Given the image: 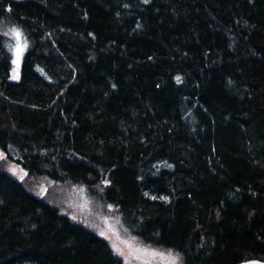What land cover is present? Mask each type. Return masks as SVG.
I'll return each mask as SVG.
<instances>
[{"label":"trees","instance_id":"16d2710c","mask_svg":"<svg viewBox=\"0 0 264 264\" xmlns=\"http://www.w3.org/2000/svg\"><path fill=\"white\" fill-rule=\"evenodd\" d=\"M5 23L28 48L19 79L0 54L2 160L183 264L264 261V0H0ZM0 264L124 262L0 168Z\"/></svg>","mask_w":264,"mask_h":264},{"label":"rangeland","instance_id":"374dc122","mask_svg":"<svg viewBox=\"0 0 264 264\" xmlns=\"http://www.w3.org/2000/svg\"><path fill=\"white\" fill-rule=\"evenodd\" d=\"M10 28V25L5 23L0 26V31L4 33ZM0 168L22 180L28 190L58 207L73 221L103 236L114 253L122 258L124 264H171L172 257L177 254L172 250L154 248L142 243L122 226L114 206L97 202L96 198L80 184L58 183L42 176L29 179L21 166L7 163L4 159L2 160L1 155ZM178 264H183L181 257Z\"/></svg>","mask_w":264,"mask_h":264},{"label":"snow or ice","instance_id":"6c2138e0","mask_svg":"<svg viewBox=\"0 0 264 264\" xmlns=\"http://www.w3.org/2000/svg\"><path fill=\"white\" fill-rule=\"evenodd\" d=\"M2 35L6 38L4 42V48L0 49V54L4 55V58L7 59V55L4 53V50H7V53H11L12 59L11 63L15 67L13 68V75L12 79H19L18 75V68L21 59L23 58L24 52L28 48L27 40L22 32V30L18 27H11L8 29V31L2 33ZM14 41V43H13ZM180 78L177 77V80ZM22 179V177H21ZM107 183V182H105ZM155 199V197H153ZM162 199H166L163 198ZM103 235V233H101ZM116 247L115 245L113 246ZM117 252L119 253V249H117ZM180 260L179 254L177 253L175 256L172 257L171 264H178V261ZM248 264H259V262L256 261H250Z\"/></svg>","mask_w":264,"mask_h":264},{"label":"water","instance_id":"95a60500","mask_svg":"<svg viewBox=\"0 0 264 264\" xmlns=\"http://www.w3.org/2000/svg\"><path fill=\"white\" fill-rule=\"evenodd\" d=\"M250 261H256V262H259V264H264V261L260 260V259H247V260H243L237 264H248V262H250Z\"/></svg>","mask_w":264,"mask_h":264}]
</instances>
